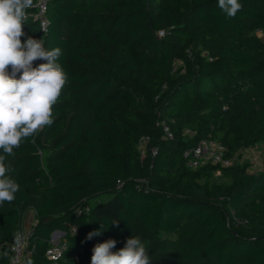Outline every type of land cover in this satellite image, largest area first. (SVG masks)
I'll use <instances>...</instances> for the list:
<instances>
[{"label":"trees","instance_id":"trees-1","mask_svg":"<svg viewBox=\"0 0 264 264\" xmlns=\"http://www.w3.org/2000/svg\"><path fill=\"white\" fill-rule=\"evenodd\" d=\"M239 2L228 18L217 0H47L43 33L28 10L23 31L61 48L68 80L53 123L8 157L20 189L0 206V264L30 210L23 264H51L57 230L59 264L137 235L152 264H264V171L184 157L203 140L234 159L264 143V0Z\"/></svg>","mask_w":264,"mask_h":264},{"label":"clouds","instance_id":"clouds-1","mask_svg":"<svg viewBox=\"0 0 264 264\" xmlns=\"http://www.w3.org/2000/svg\"><path fill=\"white\" fill-rule=\"evenodd\" d=\"M217 6L228 18H234L243 7L239 0H217ZM32 7L33 0H0V206L14 201L20 189L10 175L8 157H14L15 149L25 140L53 123V106L68 80L58 62L61 48L48 49L44 39L26 36L23 31ZM116 223L113 220L112 224ZM102 229L101 224L85 240L102 235ZM116 244L115 239L96 243L90 264H152L138 235L127 238L124 246L114 251Z\"/></svg>","mask_w":264,"mask_h":264},{"label":"built area","instance_id":"built-area-1","mask_svg":"<svg viewBox=\"0 0 264 264\" xmlns=\"http://www.w3.org/2000/svg\"><path fill=\"white\" fill-rule=\"evenodd\" d=\"M32 8L36 11L35 18L40 23V28L43 33L47 27V0H35ZM160 35H163V32ZM163 131L167 138L172 137V132L166 124L163 125ZM187 133H190V131H187ZM146 142V139H142L139 148L143 149ZM152 152L155 153V151ZM184 157L188 161V166L193 169L206 165L228 167L235 161L234 158L228 156L227 148L223 144L213 140L201 141L197 146L186 150ZM85 210L89 211V208H85ZM77 214H81V211L79 210ZM72 232H75V229H72ZM65 235V232L57 230L51 236L50 246L46 252V256L51 264H59L68 249ZM28 240L29 234L22 226V228L17 230L15 237L10 243L9 264H23L25 262L26 256L30 253L28 251Z\"/></svg>","mask_w":264,"mask_h":264},{"label":"rangeland","instance_id":"rangeland-1","mask_svg":"<svg viewBox=\"0 0 264 264\" xmlns=\"http://www.w3.org/2000/svg\"><path fill=\"white\" fill-rule=\"evenodd\" d=\"M235 162L240 163L248 167V170L253 174H258L264 171V143L258 144L257 146L243 150L236 158ZM222 180L221 174L219 173L210 183L220 182ZM32 212V213H30ZM36 220V215L33 210L28 211L23 219L24 230L30 234L33 226L32 223ZM28 222V224H26ZM36 224V223H35ZM26 226L27 229L26 230Z\"/></svg>","mask_w":264,"mask_h":264},{"label":"crops","instance_id":"crops-1","mask_svg":"<svg viewBox=\"0 0 264 264\" xmlns=\"http://www.w3.org/2000/svg\"><path fill=\"white\" fill-rule=\"evenodd\" d=\"M30 213H32V212H30ZM35 223H36V220L32 223L31 226L35 225ZM26 224H28V222H26ZM22 226H23V225H22ZM23 228H24V226H23ZM26 230H28V229H27V226H26Z\"/></svg>","mask_w":264,"mask_h":264}]
</instances>
